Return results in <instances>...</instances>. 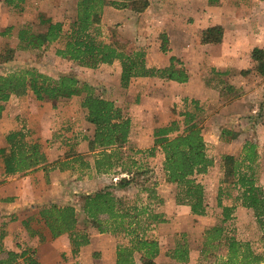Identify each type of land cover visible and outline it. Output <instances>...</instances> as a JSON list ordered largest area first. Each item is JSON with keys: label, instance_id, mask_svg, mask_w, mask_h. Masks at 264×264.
<instances>
[{"label": "trees", "instance_id": "16d2710c", "mask_svg": "<svg viewBox=\"0 0 264 264\" xmlns=\"http://www.w3.org/2000/svg\"><path fill=\"white\" fill-rule=\"evenodd\" d=\"M207 1L209 4H215L219 0ZM28 3V0H0V9L8 14L0 36L12 35L16 38L15 45L6 49L7 54L3 56L5 60L12 58L15 49H38L58 43L54 54L62 59L77 62L80 66L92 70L101 64L114 66L118 84L123 88L133 77H156L161 81L171 80L178 83L188 79L182 62L173 55L169 57L168 66H148L143 49H126L125 44L116 39L104 41L98 38L104 6L142 12L148 6L149 0H74L73 17L67 18L63 15L60 19L53 20L50 16L45 17L40 13L36 23L37 30H33V24L26 21L17 23L18 19L12 12L15 9L20 10ZM109 18L113 21V18H116L115 13L108 14L105 21ZM119 21L121 18L115 19L116 23ZM118 29L123 35L128 34L124 27ZM222 35L223 28L213 25L202 31L200 40L217 43L221 41ZM159 37L160 50L167 52L166 34L162 32ZM250 58L251 69L259 75H264V49L253 47L250 50ZM175 64L179 66L176 67ZM26 93H30L40 102H53L54 117L61 119L64 126L77 128L76 122L81 117L84 122L93 125L91 137L74 131V135L81 136L74 143L80 139L86 140L87 150L93 154L89 162L79 153L68 150L63 160L48 162L42 143L38 137L32 136L34 130L24 120L18 128L10 129L1 136L6 143L0 146L2 175L27 172L38 167L44 168L46 173L56 168L64 170L70 166V161H78L81 168H91L96 174L114 172L117 176L115 181L82 196V219L90 226L88 229L114 236L122 235L126 239L125 243H117L115 264H136V255L139 264H156L159 241L152 230L165 219L155 209L162 199L156 192L154 182L151 186H138L137 192H144V198L138 194L131 201L121 197L123 189L134 181L133 176L126 175H129L133 165H137L134 160H130L128 165L124 159L127 160L130 156L124 157L121 151L122 145L129 141L132 127L130 117L113 99L93 94L89 84L81 82L75 75L62 73L52 77L34 67L0 74V115L10 97ZM78 96H81L76 104L79 107V117L78 112L74 113L69 109V105L75 103ZM182 102L184 109L179 111L178 115L182 117L183 128L180 130L179 122L175 118L154 126L152 144L146 149L145 155L153 156L156 151H160L163 157L161 165L164 180L175 185L176 204L188 206L191 214L205 215L208 208L207 191L196 175L206 174L213 165V160L207 153V142L196 119L197 111L201 110L198 100L184 97ZM237 135L236 130L223 127L219 130L218 139L222 143H229ZM221 166L223 176L214 194V206L219 208L215 213L220 219L216 225L205 230L200 254L203 256L209 253V248L205 247L216 241L217 244L224 245V255L214 254L215 264H264V175L256 144L245 140L238 156L230 153L221 156ZM117 190L123 192L118 193ZM223 198L229 199L230 204H222ZM237 206L251 210L254 222L261 232L258 241L242 240L235 236L236 228L232 225V220ZM37 214L52 238L61 234L67 235L72 253L88 243L91 230L77 227L78 216L73 204L49 201L38 207ZM14 219L13 215L8 217V220ZM4 223L5 221L2 225ZM22 225L29 236L34 234L29 219L23 220ZM3 236L4 230L1 227L0 245ZM168 255L177 261H187L186 243L178 242L169 250ZM18 259H21L23 264H38L34 257V248L25 244L17 251L8 250L6 256L0 258V264H15Z\"/></svg>", "mask_w": 264, "mask_h": 264}, {"label": "rangeland", "instance_id": "374dc122", "mask_svg": "<svg viewBox=\"0 0 264 264\" xmlns=\"http://www.w3.org/2000/svg\"><path fill=\"white\" fill-rule=\"evenodd\" d=\"M149 2L150 6L146 11V16H137V14L133 12L130 13V16H127V22H125L126 19H124L125 23L123 21H119L118 23L115 22V19L121 16L119 13H115L116 18H113V21H111L110 18L107 21L101 19L98 38L104 41L116 39L120 43L125 44L126 49L139 48L138 45H136V41H141L142 35L138 32L137 35L133 34L134 36L132 35L133 37L131 38L126 35L132 33V28L130 29L131 25L136 22L137 24L143 22L144 25L140 30H143L145 33V37L147 38L146 44L147 42L149 43L147 46H142L143 48L141 49L145 52L146 47L151 46L152 52L155 53L156 50H160L159 45L161 38L159 34L163 31L165 32L162 28L165 20L167 26H170V31H177V33H174L172 36L175 43L174 45L178 46V48H175V51L181 50L180 44L182 40H186L188 44H192V41L194 42L196 40L194 37L196 31L192 29L190 33L188 27H186V24L190 22L188 18L192 13L187 6L189 0H184V3H182L183 6H179V1L177 0H149ZM74 6V0H31L20 10L15 9L12 12L15 13L16 19H18L16 20L17 23L26 21L31 23V25L33 24V30H37L38 26L36 27V23L38 14L42 13L45 17L50 16L53 20L60 19L63 15L67 18H71L74 15ZM108 7L112 12H116V9L112 6ZM200 8L201 5L198 4V9ZM134 15L137 16V20ZM4 23V20L0 21V30H2ZM122 23L125 24L124 30H127L128 34L122 35L118 29ZM174 26L175 29H173ZM197 28H200V26ZM112 29L114 32H111ZM165 34L167 33L165 32ZM140 36L141 38H139ZM197 36L199 39V33ZM15 42L16 38L12 35L0 36V74H6L7 72L20 68L31 67L52 77H56L62 73H71L81 82L89 84L93 94L113 99L131 119V139H129L126 144L122 145L121 148L124 157L127 155L130 157L127 160L124 159V161L129 165L130 160H134L137 162V165H141V167H136L137 165L131 167V172L126 176H133L132 179L134 181L129 187L123 189L124 193L121 197L131 201L138 194L141 198H144V192H137V188L141 184L151 186L152 182H154V187L156 189L160 183L161 177L164 176L161 165L163 157L160 151H156L153 156L145 155L146 149L152 144V128L157 125L165 124L175 118L178 120L181 130L183 128L182 117L178 115V112L184 109L182 99L186 96H174L173 90H167L163 81L158 80L156 77H152L151 79L133 77L130 79L129 84L123 88L118 84L114 66H98L92 70L80 66L77 62L62 59L54 54V48L59 45L58 43L38 49H15L12 58L5 60L3 56L7 54L6 49L14 46ZM169 43L170 39L167 35V45ZM187 47L188 45L186 48ZM192 65H194V62ZM226 75L227 74H224L223 79V74L220 72L209 71L207 75L205 74L203 82L212 86V96L219 97L223 101L211 99L210 96L208 103H199L201 110L197 111L196 117L202 128L201 132L204 140L207 144H210V147L207 145V153L213 160V165L206 174L196 175V178L207 186V201L208 197L210 200L214 198L215 187L223 176L221 156L226 153L238 156L245 140H250L256 144L261 159L262 175H264V75L253 76L249 73H243L241 76H245L244 80L246 83L243 85L231 83L230 77L228 81H226ZM250 84H254V87L251 88L252 90L249 93L245 94L244 90H246ZM257 90L259 91L255 92ZM244 96L245 98H243ZM10 98L11 102L8 103ZM10 98L6 101L7 103L5 102L4 109L0 115V138L6 131L18 128L24 120L27 125L28 120H31L30 122H33L32 124L41 122L40 130L45 132L42 133V138L44 139L42 145L48 162H53L57 159L63 160L68 150H71L73 153H79L90 162L93 153L90 151H77L76 144H78V142H74L81 137L80 134L83 133L87 135L90 134V132L92 133L93 125L84 122L81 117L78 118L76 122L78 129H71L67 125L58 126L54 124L49 126V119L54 117L55 113V110L52 108L53 102L47 100L40 102L34 99L30 93ZM186 98L192 99L189 97ZM80 99L81 96H78L76 102L69 105V109H72L74 113H79L78 117L80 112L76 104H78ZM78 123L79 125H77ZM223 127L236 130L238 135L229 143L224 142V144L221 143V145H219L220 141L217 139V135L219 130ZM75 130L81 132L79 136L74 135ZM2 142L3 141L0 140V143ZM69 165L70 166L64 170H59L60 172H64L62 175L60 174L61 178L55 176L52 178L53 182L51 183L47 176L49 172L58 170L57 168L51 169L47 173L42 167L36 169L43 170L44 176L48 180V182H46L48 183L46 185L47 187L43 194H48L47 197L52 198L57 204H73L78 216L77 227L80 229L86 228L87 230L90 226L84 223L80 208L82 196L86 192L92 193L104 185L115 181L114 177L116 174L114 172L96 174L91 168H81L78 161H70ZM58 178L59 181L62 182L61 185L58 184ZM123 191L117 190L118 193H122ZM39 206V204L33 202V205L28 207L27 210L31 212L35 207L38 208ZM208 207L207 213L211 215L219 211V208H215L214 205H208ZM0 217L2 218V216ZM6 218L8 219V216H5L4 219ZM241 218L243 224L247 226L246 231L249 232L246 236L254 235L255 233L252 234L250 228H248L251 222L250 217L248 215H242ZM33 224L35 223L33 222ZM1 227L4 228V224L2 225V223H0V228ZM183 235L184 234H181V236L178 235L180 241H182ZM114 237L117 239V242H125V238H123L122 235ZM258 239L259 237L251 240L258 241ZM1 242L0 248H3V241ZM201 259L202 264H209L212 256H210V253H206Z\"/></svg>", "mask_w": 264, "mask_h": 264}, {"label": "crops", "instance_id": "0c3cea01", "mask_svg": "<svg viewBox=\"0 0 264 264\" xmlns=\"http://www.w3.org/2000/svg\"><path fill=\"white\" fill-rule=\"evenodd\" d=\"M177 1H179V6H183L182 3H184V0ZM198 4L201 5L200 9H198ZM149 6L150 4H148L142 12L137 13L129 9H116V12H112L109 10L108 6H104L102 19L105 20L108 14L119 13L121 14V21L124 22V19H126L125 22H127V16H130V13L133 12H135L134 14H137V16H146V11ZM187 6L192 13L188 18L190 22L186 24V27H188L189 31L192 29L196 31L194 34L196 40L194 42L192 41V44H188L186 40H182L180 44L181 50L175 51V48H178V46L174 45L175 43L172 36L174 33H177V31H170V26H167L164 20L162 28L167 33L166 36L168 35L170 39V43L167 45L168 51L163 53L160 50H156L154 53L151 50V46L145 49V62L148 66H168L170 55L175 56L182 62L181 64L188 74L187 81L183 83L171 80L163 81L167 90L172 89L173 95L176 97L186 96L198 100L199 103H208L210 96L211 99L223 101L219 97H213L211 93L213 92L212 86L203 82L205 74L207 75L209 71L220 72L223 74V79L224 74H227L225 76L226 81H228L230 77L231 83L241 85L246 84L244 80L245 76H241L243 73L261 76L251 69L252 59L250 58V50L255 46L264 49V0H219L215 4H209L207 0H189ZM137 16L134 15L136 20ZM7 17L8 14L0 9V21H7ZM124 25L125 24L122 23L120 28L124 27ZM143 25V22L139 24H137V22L134 23L130 27V29L132 28V33L126 35L130 38L137 35V32L142 35V40L136 41V45H138L139 48H143L142 46H147L149 43L147 42L146 44L147 38L145 37V33L143 30H140ZM213 25H220L223 28L221 41L217 43L201 42L200 37L202 31ZM199 26L200 28H197ZM173 29H175V26ZM125 31L128 33L127 30ZM198 33L199 39L197 36ZM139 38H141V36ZM187 45L188 47L186 48ZM193 62L194 65H192ZM175 65L179 66V64ZM99 66L109 67L105 64ZM138 78L151 79L152 77ZM116 79L118 81L117 71ZM252 87H254V84H250L247 89L244 90L245 94L249 93ZM258 91L259 90L255 92ZM243 98H245V96ZM9 102H11V98L8 103ZM30 121L31 120H28V126L34 130L32 136L38 137L39 142L43 143L44 139L42 138V133L45 132L40 130L41 122L32 124L33 122ZM61 122V119L58 117H52L49 119V126L54 124L60 126L62 125ZM91 135V132L87 134L88 137H91ZM129 139H131V132ZM0 140L3 141L0 143V146L5 145L4 138L1 137ZM221 143L222 142H220L219 145H221ZM207 145L210 147V144ZM76 149L77 151H88L87 141L83 139L78 140ZM62 173L64 172H60L59 170L49 172L47 176L48 180L51 183L53 182V177L57 176L61 178ZM48 180L44 176V171L41 169L17 172L4 176L2 175V168L0 167V216H2V218L0 217V223L5 221L4 228L2 227L4 236L1 239V241H3V248L0 249V258H4L8 250L17 251L20 246L25 244L34 248V257L38 261V264H115V252L118 242L114 235L91 230L88 243L79 247L76 253L72 254L66 234H61L52 238L48 228L38 217V208L35 207L36 209L34 208L31 212L27 210L28 207L33 205V202L41 205L53 201L52 198L47 197L48 194H43L47 187L46 185L48 183L46 182H48ZM61 183L62 182H60L58 178V184L61 185ZM218 185L219 183L216 185L214 193H216ZM204 187L208 195L207 186L204 185ZM156 192L162 201L156 205L155 209L162 214L165 221L159 222L152 230V233L159 241V253L155 257V263L202 264L200 251L201 248H203L205 230L216 225L220 218L216 216V213L214 215L209 213L205 215H194L189 212L188 206L176 204L174 201L175 185L166 182L164 176L161 177ZM207 202L210 206L216 203L215 198L210 200L209 197ZM222 204H230V200L223 198ZM10 215H13L15 219L12 221L7 218L4 219L5 216L9 217ZM242 215H248L250 217L251 222L248 228H250L251 233H255L254 235L256 236H246L249 232L246 231L247 226L242 222ZM233 216L232 225L234 223L236 227L235 236L237 238L251 240L260 237L261 232L254 222L250 209L237 206ZM27 219H29L30 228L34 231V234L31 236L28 235L27 230L22 225V221ZM33 222L36 225L33 224ZM180 233L184 234L182 242H185L188 248L187 261H177L168 255L169 250L180 242L178 238V235L181 236ZM23 241H25V243H23ZM19 244L20 246H18ZM216 244V241H212L211 244H207L208 246L205 247L209 248V253H212V255L210 254L212 259L209 261V264H215L216 254L218 256L224 255V245ZM137 257L136 255V264H139ZM15 264L23 263L21 259H19Z\"/></svg>", "mask_w": 264, "mask_h": 264}, {"label": "built area", "instance_id": "2783aa9c", "mask_svg": "<svg viewBox=\"0 0 264 264\" xmlns=\"http://www.w3.org/2000/svg\"><path fill=\"white\" fill-rule=\"evenodd\" d=\"M114 179H117V176H115Z\"/></svg>", "mask_w": 264, "mask_h": 264}]
</instances>
